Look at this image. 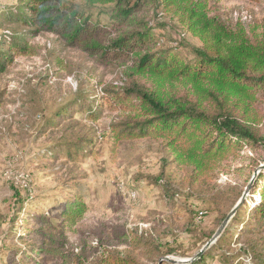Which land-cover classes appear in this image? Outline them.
<instances>
[{
  "label": "rangeland",
  "instance_id": "obj_1",
  "mask_svg": "<svg viewBox=\"0 0 264 264\" xmlns=\"http://www.w3.org/2000/svg\"><path fill=\"white\" fill-rule=\"evenodd\" d=\"M204 2L211 16L227 24H242L249 32L264 26V0ZM20 4L0 0L1 46L8 57L0 72V264H66L71 253L91 261L105 250L160 264L169 254L149 257L137 241L140 235L173 249V260L194 257L219 229L229 198L247 188L264 164L263 148L245 145L199 177L164 138L118 137L115 128L126 112L114 98L129 82L132 61L103 62L55 33L36 32L18 19ZM112 6H95L94 19L109 24L105 12ZM159 7L154 3L141 13L148 18ZM158 21L154 36L170 40L184 34L175 52L192 60V47L203 46L201 40L186 33L171 12ZM138 79L152 85L147 75ZM186 88L176 83V92ZM255 107L264 132V99ZM248 198L227 247L240 245L238 234L260 193ZM71 202H83L86 211L68 227L62 212ZM219 253L207 264H222ZM238 261L254 264L247 257Z\"/></svg>",
  "mask_w": 264,
  "mask_h": 264
},
{
  "label": "trees",
  "instance_id": "obj_2",
  "mask_svg": "<svg viewBox=\"0 0 264 264\" xmlns=\"http://www.w3.org/2000/svg\"><path fill=\"white\" fill-rule=\"evenodd\" d=\"M154 3L160 7L153 9L152 16L147 18L141 12ZM108 4L113 5L105 12L110 17L109 24L94 19L92 9ZM19 7L18 19L36 32L55 33L69 45L103 62L132 61L129 82L121 87V96L114 98L126 112L123 122L115 128L118 137L164 138L177 159L191 166L199 177L210 175L218 164L235 157L245 145L264 150V132L260 127L263 117L255 107L264 99V26L249 32L242 24H227L209 14L204 0H78V3L22 0ZM167 12L183 23L186 33L203 43L201 47H192V60L175 52L181 48L184 34L170 40L154 36L158 19H164ZM9 17L16 16L11 12ZM1 37L0 72L8 62ZM141 75H147L152 85L141 83L138 79ZM176 83L187 86V92H176ZM164 187L168 191V184ZM245 190L229 198L231 207L222 215L219 227ZM256 193H260V198L250 210L251 216L244 219L238 234L240 245L227 247L225 240L232 225L248 208V196ZM85 211L83 202L66 204L62 212L64 225H75ZM137 241L153 259L163 253L169 254L168 257L173 253V249L163 250L150 236L140 235ZM218 251H221L222 264H238L243 257L251 258L254 264H264V169L255 175L243 204L216 242L188 264H207V258ZM65 262L143 264L134 253L122 254L116 250H105L91 261L83 254L71 253ZM166 262L169 261L163 259L160 264Z\"/></svg>",
  "mask_w": 264,
  "mask_h": 264
},
{
  "label": "water",
  "instance_id": "obj_3",
  "mask_svg": "<svg viewBox=\"0 0 264 264\" xmlns=\"http://www.w3.org/2000/svg\"><path fill=\"white\" fill-rule=\"evenodd\" d=\"M261 169H264V164L259 167V169L255 173V175ZM255 175H254L252 181L250 182L249 186L246 188V190H245L242 198L240 199V201L236 204V206L232 209V211L225 218V220L223 221V223L221 224V226L219 227V229L216 231V233L214 234V236L206 243V245L194 257L189 258V259H185V260H173V259L169 258L168 256H166V257H163L161 259V261L163 259H165V260H167L169 262L176 263V264H188V263H191V262H194L195 260H197L206 251V249L209 246H211L214 242H216V240L218 239V237L220 236V234L223 232V230L226 227V225L228 224V222L231 220V218L233 217V215L237 212V210L239 209V207L243 204L245 198L247 197V195L249 193V189H250L252 183L254 182ZM161 261H160V263H161Z\"/></svg>",
  "mask_w": 264,
  "mask_h": 264
}]
</instances>
